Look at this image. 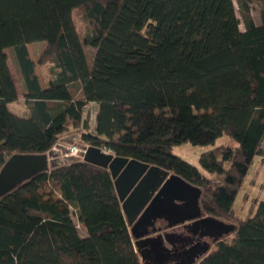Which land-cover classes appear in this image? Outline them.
I'll return each instance as SVG.
<instances>
[{"label":"trees","instance_id":"obj_1","mask_svg":"<svg viewBox=\"0 0 264 264\" xmlns=\"http://www.w3.org/2000/svg\"><path fill=\"white\" fill-rule=\"evenodd\" d=\"M236 2L241 18L234 0H0V170L14 154H46L78 135L179 175L202 189L205 216L237 226L197 264H264V201L245 218L234 207L264 155V0ZM40 41L45 87L27 47ZM7 49L25 117L9 108L19 89ZM224 135L237 144L204 152L206 174L173 152ZM0 264H142L109 170L80 158L0 197Z\"/></svg>","mask_w":264,"mask_h":264},{"label":"water","instance_id":"obj_2","mask_svg":"<svg viewBox=\"0 0 264 264\" xmlns=\"http://www.w3.org/2000/svg\"><path fill=\"white\" fill-rule=\"evenodd\" d=\"M78 139L76 136L63 138L61 144H57L46 154L12 155L0 170V197L38 174L48 172L63 163L79 160V157L70 154L69 149V145ZM83 160L105 168L111 173L122 211L131 225L134 247L142 264H153L150 262L152 258L160 264H166L169 259L168 255H164V252L169 251L162 246L161 240L144 239L142 235L136 233L137 227H147L143 224V219L149 221L170 215L174 217L178 211L182 223L192 221L193 228L201 238H209L215 242L237 231L234 224L205 216L201 207L202 189L177 174H170L161 167L137 160L106 155L93 146L88 148ZM176 200L181 204H177ZM142 211V215L134 224ZM211 249L212 245L207 241L200 242L193 248L184 249L180 254L182 260L177 264H197L212 251Z\"/></svg>","mask_w":264,"mask_h":264},{"label":"rangeland","instance_id":"obj_3","mask_svg":"<svg viewBox=\"0 0 264 264\" xmlns=\"http://www.w3.org/2000/svg\"><path fill=\"white\" fill-rule=\"evenodd\" d=\"M235 1V5H236V9H237V13L239 18H241L240 16V12H239V7L238 4ZM84 8H78L75 9L73 12V17L75 20V24L77 26V29L79 31V33L81 34V36L83 37L85 34V22H84ZM252 15L254 17V19L256 20V22H259L260 20V11L258 9V7L256 5L253 6V10H252ZM241 30H245L244 25L241 24ZM46 48V43L43 41L40 42H35L31 44V52L32 55L34 56V58L36 59L37 63L40 61V57L41 54L43 53V51ZM87 52H88V62L89 65L92 66V61H93V56H94V48L88 46L87 48ZM9 58H10V64L14 69V66L12 64V55L9 52ZM48 65V64H46ZM45 64L42 65L43 68L39 69V75L41 77V79L43 81H47L48 80V75H47V67ZM17 82L19 84V80L17 78ZM93 108L90 110L91 113H93V116L95 117V106H92ZM94 109V110H93ZM94 117L91 120V127H93L94 124ZM66 137H72V136H65L63 138ZM79 136L76 135V138H78ZM63 138L59 139L58 144H61V140ZM236 142L231 139V137H229L228 135H224L222 137H220L219 139H217L216 143L214 146H203V145H193L192 143H183L181 145H177L174 147L173 152L180 157L181 159L189 162L190 164H192L193 166L197 167L202 173L206 174V172L202 169L201 164H200V156L210 150L213 147H218V146H232L235 147L236 146ZM80 145V143H79ZM264 148V145H263ZM253 180H255L253 182ZM253 182V183H252ZM260 186H263V188L260 190ZM247 196V198H245ZM262 198V200H264V161L262 162V156H257L254 160L253 165L250 168L249 174L247 176L246 182L241 190V192L239 193L237 200L235 202V211L236 214L241 217V218H245L252 207L253 202H257L258 199L255 200L256 197ZM255 200V201H254ZM80 233L82 236H84V232L82 230H80ZM232 235L227 236L225 239H231ZM215 247H212V250Z\"/></svg>","mask_w":264,"mask_h":264},{"label":"flooded vegetation","instance_id":"obj_4","mask_svg":"<svg viewBox=\"0 0 264 264\" xmlns=\"http://www.w3.org/2000/svg\"><path fill=\"white\" fill-rule=\"evenodd\" d=\"M169 173L173 174L170 171ZM176 203L181 204V202L178 200H176ZM143 211L135 219L134 224L138 221ZM143 222V224H146L147 227H137L136 233L138 235H142L144 239L153 238L157 241H162V246L169 251L164 252V255H168L169 258L166 264L179 263L182 260L180 254L183 253L184 249L193 248L200 242L207 241L211 243L212 247L218 243L209 238H201V236L196 232V229L193 228L192 221L182 223L180 221V215L178 214V211L174 217L170 215L163 219H152L149 221L143 219ZM129 226L131 229V225ZM154 260L156 259L152 258V261L150 262H152L153 264H160L158 261Z\"/></svg>","mask_w":264,"mask_h":264},{"label":"crops","instance_id":"obj_5","mask_svg":"<svg viewBox=\"0 0 264 264\" xmlns=\"http://www.w3.org/2000/svg\"><path fill=\"white\" fill-rule=\"evenodd\" d=\"M27 47H28V51H29V54H30V58L35 62V64H36V72H37V75H38V77H39V79H40V81H41V84H42V86L43 87H45L46 85H47V81H43L42 79H41V77H40V75H39V69H42L43 68V66H41V65H39L38 63H37V61H36V59L34 58V56L32 55V52H31V44H29V45H27ZM6 52H7V55H8V63H9V66H10V68H11V71H12V73H13V75H14V77H15V80H16V83H17V86H18V89H19V99L17 100V101H15V102H13V103H10L9 104V108H10V110L12 111V112H14L15 114H17V115H19V116H28V109H27V102H26V100H25V96H24V92H23V89H22V86H21V83H20V78H19V75H18V69H17V65H16V62H15V58H14V50H12V49H7L6 50ZM9 52L11 53V55H12V64H13V66H14V69H15V71L13 70V67L11 66V64H10V58H9ZM45 67H47V77L49 78V66L48 65H46ZM17 78H18V80H19V84H18V82H17ZM93 108V107H92ZM94 110V109H93ZM95 110H96V113H95V117L93 116V113L91 114V120L93 119V117H94V124H93V127L92 128H95L96 127V114H97V111H98V109L97 108H95ZM264 161V155H262V162ZM255 180H253V182H254ZM252 182V183H253ZM263 188V186H260V190H259V192L261 191V189ZM245 198H247V196L245 197ZM256 199H258V201L257 202H260V201H264V200H262V198H259V196L258 197H256L255 198V200ZM254 200V201H255ZM254 203V202H253ZM253 205V204H252Z\"/></svg>","mask_w":264,"mask_h":264},{"label":"built area","instance_id":"obj_6","mask_svg":"<svg viewBox=\"0 0 264 264\" xmlns=\"http://www.w3.org/2000/svg\"><path fill=\"white\" fill-rule=\"evenodd\" d=\"M91 109H92L91 107L89 109V107L87 106L85 108V111L87 112L88 110H91ZM90 113H91V111H90ZM263 145H264V143H263ZM89 147H91V146L90 145H86V144L79 145V142L75 141L72 145H69L70 154L73 155V156L79 157V159L80 158L84 159V155L86 154V152H87ZM99 149L106 155H111L113 157L116 156L115 153L112 150L108 149V148L101 147Z\"/></svg>","mask_w":264,"mask_h":264}]
</instances>
